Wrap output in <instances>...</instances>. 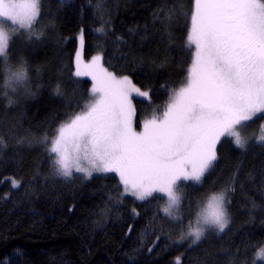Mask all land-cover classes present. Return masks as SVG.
Wrapping results in <instances>:
<instances>
[{
  "label": "trees",
  "instance_id": "1",
  "mask_svg": "<svg viewBox=\"0 0 264 264\" xmlns=\"http://www.w3.org/2000/svg\"><path fill=\"white\" fill-rule=\"evenodd\" d=\"M193 9L194 0H102V7L97 0H41L39 38L21 34L10 42L13 64L27 61V84L0 89V264H264L252 263L264 246V143H257L264 118L249 122L256 132L243 148L221 139L201 184L182 182L179 221L165 215L161 195L140 201L124 194L115 173L52 175L54 155L41 142L91 101V75H75L77 52L83 64L101 56L107 71L149 92L133 97L136 129L161 114L189 76ZM230 188L229 228L191 247L178 243L197 203Z\"/></svg>",
  "mask_w": 264,
  "mask_h": 264
},
{
  "label": "snow or ice",
  "instance_id": "2",
  "mask_svg": "<svg viewBox=\"0 0 264 264\" xmlns=\"http://www.w3.org/2000/svg\"><path fill=\"white\" fill-rule=\"evenodd\" d=\"M97 4L102 7V0ZM40 10L41 0H0V71L5 77L0 89L15 92L27 84V61L20 59L12 67L10 42L21 34L29 41L39 38L33 25ZM166 16L170 19L171 13ZM3 22H10L9 27ZM97 31L103 33L104 27ZM80 41L83 45V30ZM193 45L194 59L185 86L174 91L163 117L144 121L140 132L133 126L132 95L148 97L149 92L141 91L128 76L118 78L107 71L99 55L81 65L77 52L75 75H91L94 98L61 124L54 138L45 136L41 141L51 145L50 156L55 154L52 175L69 179L80 173L91 179L94 174L115 173L123 193L137 200L164 194L163 212L179 221L180 182L201 184L218 159L221 139L231 137L236 147L243 148L247 141L238 126L264 118V0H194L186 47ZM55 91L62 95L59 86ZM257 143H264V136ZM11 185L19 188L21 182L12 180ZM228 191L234 188L210 194L204 206L197 203L196 226L190 222L178 243L188 240L191 247L209 229L224 233L229 228ZM258 258L264 259V248Z\"/></svg>",
  "mask_w": 264,
  "mask_h": 264
},
{
  "label": "rangeland",
  "instance_id": "3",
  "mask_svg": "<svg viewBox=\"0 0 264 264\" xmlns=\"http://www.w3.org/2000/svg\"><path fill=\"white\" fill-rule=\"evenodd\" d=\"M17 2H24V0H17ZM38 21V20H37ZM37 21L34 23V25H33V29L37 32V33H39V34H41V29L37 26ZM3 24H4V26L7 28V27H9V24H10V22H3ZM13 27H16V26H13ZM22 32H23V30H21ZM194 46V45H193ZM195 48V47H194ZM10 60V59H9ZM83 63H84V61H82ZM81 62V65H84L83 63ZM10 63H11V65H12V67L13 68H15V67H17L18 65H16V64H13V62L10 60ZM91 63V62H90ZM101 63V62H100ZM103 66V65H102ZM104 68V67H103ZM83 70V69H82ZM118 78H120V77H118ZM93 84H94V81L92 80V87H93ZM185 84H186V81H185V83L180 87V88H182V87H184L185 86ZM92 87H91V90H92ZM26 89H27V87H25ZM179 88V89H180ZM179 89H177V90H175V91H179ZM10 90V89H9ZM174 94V93H173ZM135 96H137L135 93H133V95H132V103H133V106H134V102H133V97H135ZM172 96L173 95H171V97L170 98H172ZM94 97H93V94H92V98H91V100L93 99ZM171 102V99H170V101L168 102V104ZM167 104V105H168ZM166 108H167V106H166ZM166 108L164 109V111L166 110ZM83 111V110H82ZM82 111H80V112H82ZM164 111L161 113V114H159L158 116H152V117H150V118H147V119H145L144 121H146V120H151V119H153L154 117H156V118H162L163 117V114H164ZM79 112V113H80ZM78 114V113H77ZM255 119V118H254ZM144 121H142V127H141V129H136V127H135V116H134V118H133V126H134V128H135V130L136 131H138V132H140V131H143V123H144ZM248 124H249V122H246V125H244V126H238V131L240 132V134H241V136L247 141V143H246V145L245 146H247V144L249 143V141L251 140V138H253V136H254V134H255V130H250L249 129V126H248ZM261 136H263L262 134H259V136H258V138H260ZM54 138V137H53ZM51 146V145H50ZM218 146V145H217ZM54 155V157H55V154H53ZM75 174V173H74ZM76 174H78V175H83V174H80V173H76ZM95 175V174H94ZM206 175V174H205ZM119 177V176H118ZM61 178H63V177H61ZM63 179H65V178H63ZM69 179H71V178H69ZM203 181V180H202ZM182 182L183 181H181L180 182V186L178 187V192L182 195V190H183V185H182ZM192 182V181H191ZM195 183V182H194ZM128 195H130V194H128ZM153 195H161V196H163L164 198H165V203H164V207L166 206V203H167V198H166V196H164V194H162V193H154ZM130 196H132V195H130ZM133 197V196H132ZM133 198H135V197H133ZM136 199V198H135ZM179 214H180V216H181V218H182V210H181V205H180V212H179ZM196 219H197V217H196ZM196 219H195V222H196ZM194 222V224H193V227H195L196 226V223ZM209 233H216V234H218V232L217 231H215V230H212V229H209L208 230V232L206 233V235L207 234H209ZM262 248H264V246L262 247ZM261 248V249H262ZM260 251V250H259ZM259 251H258V253H259ZM258 253L256 254V260H261L260 258H258Z\"/></svg>",
  "mask_w": 264,
  "mask_h": 264
},
{
  "label": "bare ground",
  "instance_id": "4",
  "mask_svg": "<svg viewBox=\"0 0 264 264\" xmlns=\"http://www.w3.org/2000/svg\"><path fill=\"white\" fill-rule=\"evenodd\" d=\"M66 122H67V121H66ZM63 123H65V122H63ZM63 123H62V124H63ZM255 261H257V260H256V255L253 256V258H252V263H254ZM215 264H217V263H215Z\"/></svg>",
  "mask_w": 264,
  "mask_h": 264
}]
</instances>
